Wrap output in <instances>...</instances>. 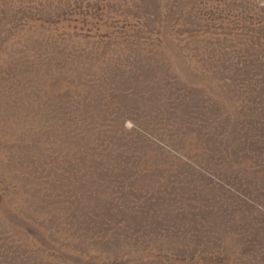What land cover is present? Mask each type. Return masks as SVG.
I'll list each match as a JSON object with an SVG mask.
<instances>
[{
	"label": "rangeland",
	"instance_id": "obj_1",
	"mask_svg": "<svg viewBox=\"0 0 264 264\" xmlns=\"http://www.w3.org/2000/svg\"><path fill=\"white\" fill-rule=\"evenodd\" d=\"M0 264H264V0H0Z\"/></svg>",
	"mask_w": 264,
	"mask_h": 264
}]
</instances>
